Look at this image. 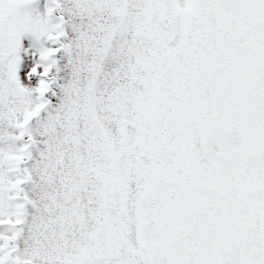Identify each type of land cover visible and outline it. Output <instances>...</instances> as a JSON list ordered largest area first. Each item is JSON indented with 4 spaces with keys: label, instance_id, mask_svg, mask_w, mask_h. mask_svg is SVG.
<instances>
[{
    "label": "snow or ice",
    "instance_id": "1",
    "mask_svg": "<svg viewBox=\"0 0 264 264\" xmlns=\"http://www.w3.org/2000/svg\"><path fill=\"white\" fill-rule=\"evenodd\" d=\"M0 264H264V0H0Z\"/></svg>",
    "mask_w": 264,
    "mask_h": 264
}]
</instances>
